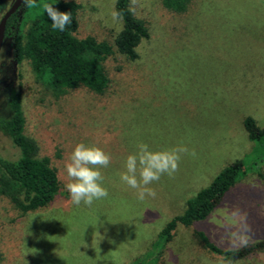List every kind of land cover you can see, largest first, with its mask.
Masks as SVG:
<instances>
[{
	"label": "rangeland",
	"instance_id": "1",
	"mask_svg": "<svg viewBox=\"0 0 264 264\" xmlns=\"http://www.w3.org/2000/svg\"><path fill=\"white\" fill-rule=\"evenodd\" d=\"M14 1L0 0V20ZM76 1L82 5L80 35L113 41L122 29L112 16L117 0ZM133 7L150 38L139 44L135 62H109L111 84L104 95L78 89L56 96L28 62H14L4 41L0 115L15 88L30 136L40 140L51 123L79 125L81 142L112 159L101 169L109 195L90 207L72 203L66 187L50 208L25 216L0 197V264H132L152 250L186 201L236 160H243L244 176L195 229L224 249L264 240V155L257 159L262 147L244 128L249 116L264 128V0H198L183 14L165 9L162 0H136ZM140 143L154 151L189 150L172 176L148 186L156 195L144 200L119 175ZM18 155L0 131V157ZM187 242L175 247L179 263L225 264L188 251ZM235 264H264V254Z\"/></svg>",
	"mask_w": 264,
	"mask_h": 264
},
{
	"label": "trees",
	"instance_id": "2",
	"mask_svg": "<svg viewBox=\"0 0 264 264\" xmlns=\"http://www.w3.org/2000/svg\"><path fill=\"white\" fill-rule=\"evenodd\" d=\"M197 1L162 0V4L169 11L183 14L194 8ZM41 2L71 13L72 23L67 29L63 32L53 30L52 22L42 7L29 8L23 3L7 22L5 40L12 50L14 62H28L36 79L56 96L78 89L96 95L106 94L111 84L109 62L115 63L119 57L129 63L135 62L139 58V44L150 38L147 23L129 10L131 0L116 1L115 11L121 14L122 29L111 42L80 35L82 5L78 1L37 0L38 4ZM26 122L22 94L12 88L6 113L0 115V131L18 148L19 155L14 160L0 157V197L8 200L22 216L52 206L68 182L65 172L68 157L75 145L81 143L79 125L72 128L66 122L51 123L37 140L28 134ZM244 128L249 139L262 147V153L257 157L260 159L264 155V128L250 116L244 119ZM244 174L243 160H236L225 167L209 186L186 201L183 213L165 225L152 250L132 264H190L188 259L179 263L178 256L174 255L175 247L178 248L177 244L182 239L189 242L184 246L188 251L225 264H235L257 253L264 254V240L237 249H224L204 231L195 229L198 223L210 217ZM183 231H191L192 238L183 236Z\"/></svg>",
	"mask_w": 264,
	"mask_h": 264
},
{
	"label": "clouds",
	"instance_id": "3",
	"mask_svg": "<svg viewBox=\"0 0 264 264\" xmlns=\"http://www.w3.org/2000/svg\"><path fill=\"white\" fill-rule=\"evenodd\" d=\"M29 8L42 7L47 14L53 30L65 31L72 23L70 12H62L49 3H37V0H24ZM136 0H131L130 11H134ZM113 19L120 18L119 12L113 11ZM185 146L167 150L154 151L146 143L137 145V151L127 156L125 171L121 172L120 180L128 187L135 189L137 198L144 200L146 196L155 197V191L148 187L158 182L162 175L172 176L179 168L181 154L188 153ZM195 155L193 151L191 153ZM111 155L96 145L78 143L73 148L65 164L68 182L65 187L72 203L86 206L107 198L108 190L103 186L104 176L101 169L111 163Z\"/></svg>",
	"mask_w": 264,
	"mask_h": 264
},
{
	"label": "water",
	"instance_id": "4",
	"mask_svg": "<svg viewBox=\"0 0 264 264\" xmlns=\"http://www.w3.org/2000/svg\"><path fill=\"white\" fill-rule=\"evenodd\" d=\"M24 0H15L0 20V52L5 41L6 25L9 18L23 5Z\"/></svg>",
	"mask_w": 264,
	"mask_h": 264
}]
</instances>
